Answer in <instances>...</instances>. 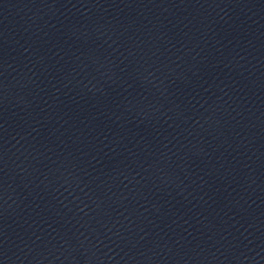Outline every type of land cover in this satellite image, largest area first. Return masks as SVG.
Masks as SVG:
<instances>
[{
  "label": "water",
  "instance_id": "1",
  "mask_svg": "<svg viewBox=\"0 0 264 264\" xmlns=\"http://www.w3.org/2000/svg\"><path fill=\"white\" fill-rule=\"evenodd\" d=\"M0 264H264V0H0Z\"/></svg>",
  "mask_w": 264,
  "mask_h": 264
}]
</instances>
